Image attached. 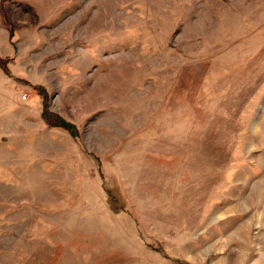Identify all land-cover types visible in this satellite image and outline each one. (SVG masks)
<instances>
[{"label":"rangeland","instance_id":"obj_1","mask_svg":"<svg viewBox=\"0 0 264 264\" xmlns=\"http://www.w3.org/2000/svg\"><path fill=\"white\" fill-rule=\"evenodd\" d=\"M0 53V264H264V0H0Z\"/></svg>","mask_w":264,"mask_h":264},{"label":"trees","instance_id":"obj_2","mask_svg":"<svg viewBox=\"0 0 264 264\" xmlns=\"http://www.w3.org/2000/svg\"><path fill=\"white\" fill-rule=\"evenodd\" d=\"M10 60H11V59H9V58H3V57L0 56V67H1V68L3 69V71L6 72V73H10V70H9V67H8V66H9V63H11ZM11 61H12V60H11ZM61 126H66V127H68V124L62 122V123H61Z\"/></svg>","mask_w":264,"mask_h":264},{"label":"crops","instance_id":"obj_3","mask_svg":"<svg viewBox=\"0 0 264 264\" xmlns=\"http://www.w3.org/2000/svg\"><path fill=\"white\" fill-rule=\"evenodd\" d=\"M10 45H11V44H10V40H9V43H7L5 46H7V48H9ZM7 48H6V49H7ZM0 54H2V53H0ZM9 55H10V54L6 52V53H4L3 56H6V57H7V56H9ZM1 57H2V55H1ZM6 109H7V111H9V107H6Z\"/></svg>","mask_w":264,"mask_h":264},{"label":"built area","instance_id":"obj_4","mask_svg":"<svg viewBox=\"0 0 264 264\" xmlns=\"http://www.w3.org/2000/svg\"><path fill=\"white\" fill-rule=\"evenodd\" d=\"M26 97H27V96L25 95L23 98L26 99Z\"/></svg>","mask_w":264,"mask_h":264}]
</instances>
